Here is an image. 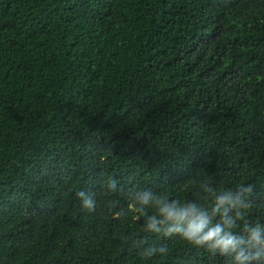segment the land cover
Instances as JSON below:
<instances>
[{
	"label": "trees",
	"instance_id": "trees-1",
	"mask_svg": "<svg viewBox=\"0 0 264 264\" xmlns=\"http://www.w3.org/2000/svg\"><path fill=\"white\" fill-rule=\"evenodd\" d=\"M254 1L0 0V264H236L149 227L229 193L225 230L264 237Z\"/></svg>",
	"mask_w": 264,
	"mask_h": 264
},
{
	"label": "clouds",
	"instance_id": "clouds-1",
	"mask_svg": "<svg viewBox=\"0 0 264 264\" xmlns=\"http://www.w3.org/2000/svg\"><path fill=\"white\" fill-rule=\"evenodd\" d=\"M225 2L229 6L239 5L241 7L250 5L255 8L256 3L254 0H207V2ZM235 25L233 17L225 15L222 27ZM247 193H251L252 186L249 185L245 190ZM78 197L83 198V192H77ZM144 203H147L148 196L145 195L142 198ZM237 201L231 199V194L221 196L218 198L216 205L211 210V215L208 211H197L196 206L193 204L187 208H176L175 204L172 206H165L160 208L159 212L163 216L162 220L152 219L149 227L154 231H159L156 227L157 224H163L171 222L175 225L173 228H169L167 235H171L176 232L180 238L186 240L190 244L198 247H206L209 251L215 253L219 251L221 255H226L229 252L234 254V261L236 264H251L252 261L264 260V237L261 235V229L256 227L251 230L249 239L245 240L242 236L238 237L225 230L234 226V221L227 218V213L230 207L235 206ZM84 207L92 210L94 205L91 200L84 199ZM239 204L244 209L251 207L250 203H244L239 201ZM227 205V207H225ZM221 216L222 222L213 223V219L216 215ZM240 214H237V218ZM168 249L164 246L158 249H151L148 254H167Z\"/></svg>",
	"mask_w": 264,
	"mask_h": 264
}]
</instances>
